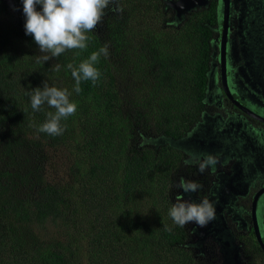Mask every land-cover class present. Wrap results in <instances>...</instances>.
<instances>
[{
	"label": "trees",
	"instance_id": "16d2710c",
	"mask_svg": "<svg viewBox=\"0 0 264 264\" xmlns=\"http://www.w3.org/2000/svg\"><path fill=\"white\" fill-rule=\"evenodd\" d=\"M12 1L0 0V264H205L169 216L184 155L155 139L182 137L202 113L212 12L177 24L163 0H115L85 50L42 63ZM103 45L101 77L77 94L67 65ZM44 83L77 104L59 136L36 130L54 111L31 108Z\"/></svg>",
	"mask_w": 264,
	"mask_h": 264
},
{
	"label": "flooded vegetation",
	"instance_id": "af4514ba",
	"mask_svg": "<svg viewBox=\"0 0 264 264\" xmlns=\"http://www.w3.org/2000/svg\"><path fill=\"white\" fill-rule=\"evenodd\" d=\"M206 1L191 10L213 14L204 108L185 135L155 141L184 155L173 177L174 203L207 198L215 207L207 226L185 225L193 252L205 264H223L227 240L229 264H264V0ZM189 153L216 156L215 172L185 165ZM181 178L201 187L184 193ZM202 230L207 234L199 235Z\"/></svg>",
	"mask_w": 264,
	"mask_h": 264
},
{
	"label": "clouds",
	"instance_id": "9594fccd",
	"mask_svg": "<svg viewBox=\"0 0 264 264\" xmlns=\"http://www.w3.org/2000/svg\"><path fill=\"white\" fill-rule=\"evenodd\" d=\"M115 0H21L24 15L25 35L32 36L39 51L43 55L37 56V62L44 63L50 58L59 57L65 51L85 50L89 36L101 23L105 9ZM40 10H37V6ZM113 11L120 12L116 7ZM108 56V46L103 45L98 51L81 61L78 66L69 63L67 68L75 81L74 91L81 92L82 81H91L95 86L101 72L95 66L101 56ZM61 65L55 64L53 70L60 71ZM30 104L33 111H39L45 104L54 111L46 113L45 121L37 126L36 130L50 136L62 135L66 125L61 121L67 120L76 114L77 104L70 100L71 93L67 88L61 89L55 86L37 87L29 93ZM190 159L184 161L185 165L195 164L203 173L206 169L215 172V165L219 162L216 156L211 154L196 155L189 153ZM178 187L184 193L196 192L201 185L195 181L180 179ZM169 216L178 226L195 223L199 227H205L216 218L213 203L204 198L199 203L188 200H178L169 209Z\"/></svg>",
	"mask_w": 264,
	"mask_h": 264
},
{
	"label": "water",
	"instance_id": "95a60500",
	"mask_svg": "<svg viewBox=\"0 0 264 264\" xmlns=\"http://www.w3.org/2000/svg\"><path fill=\"white\" fill-rule=\"evenodd\" d=\"M5 1L10 7L13 6V1L12 0H3ZM164 1V5L166 7V9H170L172 11L173 14V19L172 21L174 23H179L181 20H183L185 18V16L187 14H189L191 12L192 9H195L197 7H202L204 6L207 1L206 0H163ZM209 73H207L208 76ZM210 78L208 76V82H207V92L210 89ZM194 136H191V138H193ZM176 146H179V143L176 144L174 143ZM206 235L207 234V230H202L199 232V235ZM229 246V243L226 241L223 242L221 251L223 252L224 255V262L223 264H229L228 262V258H227V248Z\"/></svg>",
	"mask_w": 264,
	"mask_h": 264
},
{
	"label": "rangeland",
	"instance_id": "374dc122",
	"mask_svg": "<svg viewBox=\"0 0 264 264\" xmlns=\"http://www.w3.org/2000/svg\"><path fill=\"white\" fill-rule=\"evenodd\" d=\"M170 13H172V11H171V10H170ZM189 14H190V13H189ZM187 15H188V14H187ZM187 15H186V16H187ZM186 16H185V17H186Z\"/></svg>",
	"mask_w": 264,
	"mask_h": 264
}]
</instances>
